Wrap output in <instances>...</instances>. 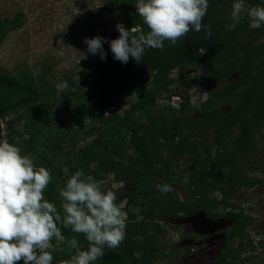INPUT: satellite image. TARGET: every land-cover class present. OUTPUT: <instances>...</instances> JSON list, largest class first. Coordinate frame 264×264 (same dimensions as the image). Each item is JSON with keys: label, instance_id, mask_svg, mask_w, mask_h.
<instances>
[{"label": "trees", "instance_id": "1", "mask_svg": "<svg viewBox=\"0 0 264 264\" xmlns=\"http://www.w3.org/2000/svg\"><path fill=\"white\" fill-rule=\"evenodd\" d=\"M137 2L103 0L102 9L108 14L119 13L127 29H137L134 34H147L149 29L137 14ZM233 2L209 0L203 24L211 25L210 36L206 31L192 30L175 45L165 41L163 50L145 49L141 63L131 57L127 64L117 61L110 43L104 44L105 60L99 54L88 53L92 61L90 69L81 71L79 77L83 81L94 78L95 85L87 92L69 94L72 104L64 118L82 127V119L87 117L93 125L84 135L96 138L76 151L67 149L68 154L63 144L54 148L58 156L67 154L70 173L57 178L55 172H51L53 180L45 197L59 207L58 190L80 169L98 181L113 174L116 184L124 183L119 192L113 191L116 203L126 202V207L137 208L139 212H130L126 218L124 242L116 249L105 246L104 257L95 264H154L167 258L158 240L166 238L168 230L174 228L173 222L200 212L216 218L219 216L216 210L221 206L236 217L237 223L228 234L229 244L213 264H244L246 252H256L248 231L255 220L243 210L236 213L241 206L234 199L244 188L264 184V179L248 175L258 168L257 153L264 154L261 147L264 145V27L252 29L246 15L233 26ZM244 2L248 8L264 5V0ZM20 26V15L0 22V43L6 33ZM96 33L95 36L109 42L120 35L119 31L111 34L106 26ZM197 68L200 72L190 73ZM178 69L184 73L173 78L172 73ZM196 84L207 89V99L200 108L192 106L189 94L182 89ZM132 90L137 94L136 103L121 116L116 111L118 97ZM174 95L181 98L178 107L160 113V100L169 101ZM55 96H58L56 92L45 88L32 76L22 74L12 78L2 74L0 121L10 117L8 142L18 146L15 140L23 138L25 133L16 131L17 123L32 116L27 123V129H31L28 131L30 139L25 144H33L32 151H37L34 145L38 135L34 128L39 125L45 129L49 116H39L36 110L47 113L49 105L51 115L59 106L63 108L62 98ZM29 105L35 108L26 115L23 109ZM11 115L16 117L11 119ZM59 134L64 140L63 132ZM68 135L71 132L66 137ZM2 139L0 127V142ZM76 141L72 138L67 146L73 148ZM27 148L22 155H26ZM35 156L37 166L51 170V161L45 152ZM186 158L189 160L187 173L183 174L181 168ZM92 163L97 164L96 169H92ZM185 177L187 183H184ZM157 184L182 188L186 199L175 191L160 192ZM102 188L111 190V185H102ZM217 191L222 194L220 200L213 197ZM62 232L69 238L76 235L82 250H87L88 242L82 234H74L70 229H62ZM260 244L263 246V242ZM61 247H65V251L54 253L53 264H61L70 257L66 246Z\"/></svg>", "mask_w": 264, "mask_h": 264}, {"label": "rangeland", "instance_id": "2", "mask_svg": "<svg viewBox=\"0 0 264 264\" xmlns=\"http://www.w3.org/2000/svg\"><path fill=\"white\" fill-rule=\"evenodd\" d=\"M102 7L103 0H0V22L11 20L18 15H20L21 21V26L6 33L4 40L0 43V76L2 74H8L12 78L22 74L27 77L32 76L38 83L42 82L45 88H51L56 92L58 95L55 96L56 98L63 100L64 107L60 108L59 106V109H55L51 115L48 114L50 111L48 104L47 113L42 109L36 110L39 116H49V125L45 129L42 130V126L39 125L34 128V132L38 135L34 145L37 151H32L33 144L28 146L25 144L30 139L31 129H27V123L32 116L31 118L24 117L22 121H18L16 126L17 132L25 133L23 138L17 137L15 140L16 143H19L18 147L21 148V153L23 154L26 147H28L26 155L30 153L35 158V155L45 152L47 159L51 161L49 165L51 172H55L57 178L70 173L69 164L65 159L68 154L67 149L76 151L87 146L96 138L84 135V132L93 125L87 117L82 119L81 127L77 123L71 124L64 116L72 104L69 94L80 90L87 92L95 85L94 78L83 81L79 77V73L89 70L92 63L88 57V46L84 43L85 38L90 39L91 35L95 36L102 26H106L111 34L118 32L116 25L121 23L120 14H108L103 11ZM7 25L9 26V24ZM196 72H200L198 68L190 73L195 74ZM183 73V70L178 69L172 73V77L178 78ZM182 89L187 91L190 103L196 108H200L207 99V89L202 85L184 86ZM118 98L116 111L122 116L124 110L136 103L137 94L135 90H132L120 94ZM37 105L39 106V104ZM170 107L174 108L171 102L160 100L158 106L160 113ZM34 108L35 106L29 105L23 109V112L26 111L27 115ZM110 112L111 110H108V113ZM14 117L16 116L11 115V119ZM59 132H63L64 140L59 136ZM70 132L71 135L66 137ZM72 138H76L77 141L73 148H69L67 145ZM61 144L64 145L67 154L58 156L54 148L57 149ZM261 147L264 148V145ZM255 157L258 168H254L248 175L251 178L264 179V154L259 151ZM188 162L189 160L186 158L182 163L183 174L187 173ZM35 163L38 164L37 159ZM96 168L97 164L92 163V169ZM100 182L105 186L110 184L111 191L115 192H119L124 186V183L116 184L113 174ZM172 187L180 198L186 199L182 188ZM213 197L220 200L222 194L217 191ZM234 200L242 207L252 208L250 211L253 214L252 218L255 219L248 231L257 249L254 253L247 251L246 255H248L243 263L264 264V245L259 244V240L264 239V184L251 189L244 188ZM120 206L125 212L126 218L130 212L136 214L139 212L137 208L126 207V202ZM216 211L225 214L228 209L221 206ZM225 222V220L211 221L202 213L188 219H181L180 222H173L174 228L168 230L166 238L160 237L158 240L162 244L167 258H162L154 264H206L210 258L216 256L215 251H217V242L213 239L214 237L210 238V235L217 233V230L222 231V226L220 227L218 223L223 225ZM206 239H210V243L206 242ZM200 242L205 243L204 246L200 245ZM191 244H194L192 246L196 250L198 249V252L189 257L185 253L186 248Z\"/></svg>", "mask_w": 264, "mask_h": 264}, {"label": "clouds", "instance_id": "3", "mask_svg": "<svg viewBox=\"0 0 264 264\" xmlns=\"http://www.w3.org/2000/svg\"><path fill=\"white\" fill-rule=\"evenodd\" d=\"M135 6L149 29L147 34H134L135 27L129 30L118 23L120 35L110 42L101 36L85 38L88 52L105 60L104 44L110 43L117 61L127 64L131 57L141 63L147 48L163 50L165 41L175 45L192 30L211 35V25L203 24L209 0H138ZM242 15L252 29L264 27V5L248 8L244 0H234L233 26ZM175 97L180 96L174 95L169 102L178 107ZM52 180L51 170L37 166L32 154L22 155L17 145L0 142V264L21 260L23 264H53L54 253L65 251L61 245L70 254L61 264H95L104 257L105 246L116 249L126 239V214L116 203L115 192L104 191L102 182L80 169L58 190V207L45 197ZM156 187L165 194L175 190L168 184ZM62 229L82 234L87 250H82L76 235L66 237Z\"/></svg>", "mask_w": 264, "mask_h": 264}, {"label": "flooded vegetation", "instance_id": "4", "mask_svg": "<svg viewBox=\"0 0 264 264\" xmlns=\"http://www.w3.org/2000/svg\"><path fill=\"white\" fill-rule=\"evenodd\" d=\"M241 206V205H240ZM244 211V213H246L248 216H250L251 218L253 217V214H252V212L250 211V210H252V208H245L244 206L242 207L241 206V208L240 209H237L235 212L236 213H239V212H241V211ZM218 214H219V216L218 217H216V218H209L205 213H204V215L208 218V219H210L211 221H217V220H225L226 222L222 225L221 223H218V225L221 227L222 226V231H220L219 232V230H217L218 232L216 233H214V234H211L210 235V238H212V237H214L213 239L217 242V247H216V250L217 251H215V253H216V256L214 257V258H210V261L209 262H207V263H209V264H213L216 260H217V258L219 257V254H220V252L224 249V248H226L227 247V245L229 244V239H228V234H229V232H230V230L235 226V224L237 223V221H236V217H234V216H231V215H229V210L227 211V212H225V214H220L218 211H216ZM193 217V216H192ZM188 218H190V217H188ZM188 218H183V219H188ZM253 219V218H252ZM180 220L181 219H178L177 221H179L180 222ZM207 220V219H206ZM255 220V219H254ZM176 222V221H175ZM206 222V221H205ZM218 226V227H219ZM217 229H219V228H217ZM207 238H209V237H207ZM196 240V239H195ZM210 239H206V242H208V243H210V241H209ZM215 242V243H216ZM260 242H263V245H264V239H262V240H260L259 241V244H260ZM195 244V243H194ZM194 244H191V245H189L187 248H186V253H185V255L186 256H189V257H191V256H193L194 254H196L197 252H198V249L196 250V248L195 247H193L192 245H194ZM202 244V246H204V244L205 243H203V242H200V245ZM196 245V244H195ZM261 245V244H260ZM197 246V245H196ZM189 249H190V251H191V253H188V251H189ZM248 255V254H247ZM247 255L245 254V256H246V258H247ZM250 255V254H249ZM179 256V255H178ZM249 258H250V256H248ZM206 263V264H207Z\"/></svg>", "mask_w": 264, "mask_h": 264}, {"label": "built area", "instance_id": "5", "mask_svg": "<svg viewBox=\"0 0 264 264\" xmlns=\"http://www.w3.org/2000/svg\"><path fill=\"white\" fill-rule=\"evenodd\" d=\"M175 99H177V101H180V97H175ZM177 106V104H175ZM10 120V117H5L4 119H2L0 121V127H1V134L3 136L2 142L7 141L8 142V121Z\"/></svg>", "mask_w": 264, "mask_h": 264}, {"label": "water", "instance_id": "6", "mask_svg": "<svg viewBox=\"0 0 264 264\" xmlns=\"http://www.w3.org/2000/svg\"><path fill=\"white\" fill-rule=\"evenodd\" d=\"M200 213L204 214L203 212H200ZM197 214H199V213H197ZM197 214H196V215H197ZM196 215H194V216H196Z\"/></svg>", "mask_w": 264, "mask_h": 264}]
</instances>
